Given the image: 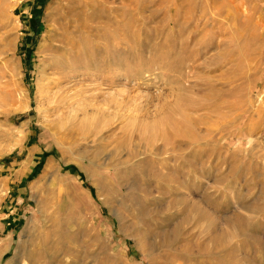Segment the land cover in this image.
<instances>
[{"label":"rangeland","instance_id":"374dc122","mask_svg":"<svg viewBox=\"0 0 264 264\" xmlns=\"http://www.w3.org/2000/svg\"><path fill=\"white\" fill-rule=\"evenodd\" d=\"M64 2L0 0V264H264V0Z\"/></svg>","mask_w":264,"mask_h":264},{"label":"bare ground","instance_id":"6f19581e","mask_svg":"<svg viewBox=\"0 0 264 264\" xmlns=\"http://www.w3.org/2000/svg\"><path fill=\"white\" fill-rule=\"evenodd\" d=\"M63 1L65 2L59 4V8L56 13V21L58 23L57 24L58 30H62L63 32L62 36H64V38L62 39H65V45L60 48L63 51V53L67 54V56L70 57V55L74 53L75 44L72 41L73 39L69 29L71 28L72 21H74L73 14L76 10L77 0H63ZM60 48L58 47V50H60Z\"/></svg>","mask_w":264,"mask_h":264}]
</instances>
